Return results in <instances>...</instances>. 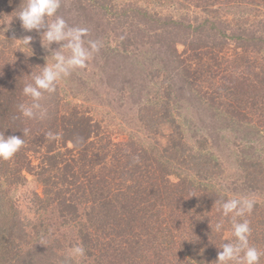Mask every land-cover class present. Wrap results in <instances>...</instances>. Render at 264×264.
Returning a JSON list of instances; mask_svg holds the SVG:
<instances>
[{"label":"trees","instance_id":"1","mask_svg":"<svg viewBox=\"0 0 264 264\" xmlns=\"http://www.w3.org/2000/svg\"><path fill=\"white\" fill-rule=\"evenodd\" d=\"M69 2L72 8L67 6V11H64L62 8L65 0H61L56 15L62 16L70 26L78 22L92 34L91 40L100 43L101 47L94 54L93 60L101 68L100 74L105 75L107 85L119 87L120 91L128 89L136 101L142 100L141 90L148 81L146 75L141 73V78L138 79L136 73L140 65L143 66L140 63L141 46L166 53L176 50V45L184 41V44L193 46L191 55L199 59L193 61L190 58V62H186L183 54L178 53L176 63L179 69L176 73L172 70L171 77H165L163 89L169 93L171 78L178 74L177 84L181 89L191 90L194 85L196 92L205 97L203 100H209L210 95L202 93L195 86V81L198 80L196 74L210 78L216 70L203 71L208 62L201 59L207 55L210 59H219L216 62L226 64L225 67L229 70L226 73L234 74L227 77L229 83H232L231 88L238 91V96L234 98L236 101L233 107L229 106L227 115L231 119L235 118L238 125H251L257 141L259 137L264 138V0ZM24 4L25 0H0V19L11 18L16 24H21L19 18L14 16ZM169 4H173L177 12L179 9H198L194 13L197 15L194 17V25L191 27L188 22L183 25L181 22L170 21L168 18L171 15H166L171 12ZM221 5H234L238 8L236 18L225 21L227 26L233 24L234 27L222 32L225 40H217L216 32L211 46L206 47L207 41L204 38L208 37L210 26L217 30L215 20L220 17L217 9ZM250 11H254L253 32H249L243 25V16ZM41 31L43 29L28 31L32 37L31 50L28 47L27 50H21L20 47L14 50L12 38L0 40V132L25 138L23 146L31 150H27L28 153L24 156L20 148L10 159H0V188L7 185L9 177L16 173L15 167L24 162L27 164V172L35 176L42 187V191L34 192L33 198L29 200L34 216L37 213L44 215L54 204L63 205L60 211L75 212L78 209V232L75 238H64L59 220L54 223L39 220L24 225L13 221L23 220L20 212L16 211L13 219L3 213V219L12 220V223L3 225L5 231H1L0 227V264H216L220 245L234 240L231 216L222 217L217 211L218 205L222 200L241 196L254 198L256 201L252 212L243 219L250 223L249 243L264 251V210L261 208L264 204V167H261L264 162L260 160L264 147L258 146L255 151L250 148L251 152L248 151L247 156L241 157L239 176L230 179L229 186L223 187L216 173H221L224 169L221 168L220 161L206 158L208 154L214 155V152H204L205 148L209 149L202 145L206 138L198 141L200 151H192L190 147L184 148L180 139L176 143L177 139L174 141L175 137L170 133L151 131L148 133L171 144L166 149H162V146L150 149L147 147L148 141L141 140L137 131V137L126 149L119 140L118 133L113 132V126L96 119L95 112L90 107V98L83 96L81 99L69 91L61 83L63 78L58 81L54 93L45 92L39 101L45 112L43 117L39 111L33 118L23 116L18 106L21 103H32L31 98L22 92L25 83L31 80L30 72L38 73L46 61L52 62V57L48 56L50 51L44 52L41 45ZM192 35L195 37L186 41ZM229 39L234 40L232 46H228ZM53 45L59 47L52 43L51 49ZM13 52H17L18 56ZM45 55L48 60L44 59ZM233 61L237 64L231 67ZM258 68L260 71L256 73ZM127 74L132 75L128 80ZM84 82L83 84H88ZM156 96H149L147 103L159 110L161 102L165 103L167 100L159 102ZM166 99H169V95ZM246 112L249 113L248 116L245 115ZM160 113L161 118L170 116L166 106ZM256 113L257 118L252 116ZM175 123L171 125L174 126ZM25 129H28L27 134ZM241 130L242 128L238 129ZM49 132L55 134L54 139L49 138ZM244 139L243 135L241 140ZM222 142L226 144L227 140L217 138L214 141L215 147L220 150ZM178 149L184 156L187 152L184 160L171 156ZM140 162H145V166ZM142 168L149 170L151 175L166 178L165 181L171 186H174L176 180L171 183L168 179H177L175 196H169L167 191L163 193L151 190L148 179L144 181H147L149 187L135 189L141 186L139 180H133L135 176L138 179L142 175ZM17 173H23V168H17ZM129 182L130 185L127 184ZM0 196H4V193L0 192ZM195 203L205 204V219L197 217L202 220H177L178 213L180 215L183 209L197 210ZM142 204H148L150 217L139 226L148 227L150 236L134 241L141 245L135 248L134 253H126L122 249L128 238H117L120 235H115L94 239L95 228L90 224L80 223L81 220L92 219L114 220L116 216H120L119 219L128 216L130 219L140 211ZM1 207L3 208V204ZM10 208L12 209L11 206ZM162 211L176 220H159ZM221 220L223 228L217 232L215 225ZM52 226L55 235L52 229L49 230ZM82 228H85V232ZM157 237H160V241H157ZM77 246L84 248L83 256L73 254V247ZM129 246L130 242L127 243V247ZM260 264H264V255L260 258Z\"/></svg>","mask_w":264,"mask_h":264},{"label":"rangeland","instance_id":"2","mask_svg":"<svg viewBox=\"0 0 264 264\" xmlns=\"http://www.w3.org/2000/svg\"><path fill=\"white\" fill-rule=\"evenodd\" d=\"M69 1L70 0H65L64 7L62 8L64 11H67V6L72 8V5ZM145 1L152 2V0ZM168 7L171 12H169V14H166V12L163 13L166 15H171V17L168 18L170 21L181 22L183 25L188 22L192 27L194 17L197 16L194 15V13L198 11V9H179V12H177L173 4H169ZM217 11L220 14V17H217L215 20L217 24V30L211 29V26L209 27V31L207 33L208 37L206 36V38H204L207 41L205 43L206 47L208 45L209 47L211 46L212 39L216 32L218 34L217 40H225V36H222V32L228 30L227 28L233 29L234 27L233 24L227 26L225 22L226 19L231 21L233 20V17L236 18V15L238 14V8L234 5H221ZM253 13L254 11H250L249 14L243 16L245 20L243 25L248 29L249 32H253L255 28L254 19L252 18ZM10 19L11 18L2 20L0 19V40L12 38V48L14 50L18 47H20L21 50H27L26 46H24L20 40L16 39H22L25 36H30V33L25 31L21 24H18V22L16 24L12 19ZM74 27L82 26L79 25L78 22H75ZM191 37L194 38L195 35L188 36L186 41L190 40ZM85 39L91 40L92 34L88 33ZM227 43L228 46H232L234 44V40L229 39ZM55 48H58V46L53 45V49ZM175 48L177 52L174 50L172 52L160 53L157 51V49L155 50L141 46L140 50L142 51V56L140 57L142 58L140 59V63H143V66L141 64L136 70V73L139 76L138 79L141 78V73L144 76L146 75L148 82L146 87L141 90L142 100L140 101H136L133 95L128 92V89L120 91L119 87L107 85L108 83L106 82V77L105 75L100 74L101 68H99L98 64L94 61V57L84 68H77L73 70L69 76L64 77L61 83L65 88H69V91L74 92L79 98L83 99V96L90 98V107L95 112L94 116L97 117L96 119L100 120L105 125L110 127L113 126V132L118 133V138L123 143V145H125L124 148L126 149L129 148L131 141L137 137V131L139 132L138 136L141 140L148 141L147 147L150 149L155 146L157 148L162 146V149H166L165 147L171 144L167 143L165 140L159 139V137L155 135L148 133L151 131L154 132L160 130V132L165 131V133H170L175 137L174 141L177 139L176 143H178L180 139L183 147L186 149L190 147L192 151H200V145L198 144V141L202 140V138H206V141L203 142L202 145H205L209 149L205 148L204 152H214V155L217 156L215 157L214 155L208 154L206 158L209 160L215 159L220 161L219 164L224 170L221 173L220 171H217L216 174L219 177V180H221L223 187L229 186V180L238 177L240 174L239 170H241V167L239 164L240 160L242 159L241 157L247 156L248 151H255L256 148L258 150V146L259 148L264 147V138L259 137V140L257 141L256 135L251 129V125H238V122L235 120V118L231 119L227 115V112L230 109L229 106L233 107V104L236 101H234V98L235 96H238V91L231 88L232 83H229V78L227 77V75L234 74H227L226 72H229V70L225 67L226 64L224 62H216V60L219 59H210L208 55L201 59L208 62V66L203 68V71L216 70L215 74L210 78L196 74L198 80L195 81V86L198 90H201L202 93L208 96L210 95L209 100H203L205 97L196 92L194 85L191 86V90L186 88L181 89L179 84H177L179 83L178 74H176L177 76L171 78L172 85L169 86L170 92L167 93L163 89L162 86H165L166 84L164 83L166 82L165 77H171V71L174 70L176 73V70L179 69V66L176 63V60L179 58V54H183L182 56L185 57L186 62H190V58L193 61L199 59L197 56L191 55L193 53V50L191 49L193 46H188L187 43L184 44V41H182L180 44H177ZM43 50L44 52L49 51L45 48ZM13 53H15V56H18L16 54L17 52ZM44 59L48 60L47 55H45ZM18 61L19 60H17V63ZM236 64L237 62L233 61L230 66L234 67ZM202 70H200V72H203ZM259 71L260 70L258 68L256 73ZM130 77H132V75L127 74L126 80H128ZM84 81H86L88 84H83ZM152 94H155V96L157 94L158 97L156 96V98H159V102L167 100L165 103L161 102L159 110H157V107H153L152 104L147 103L148 97ZM168 95L169 99H166L168 98ZM195 95L199 98L195 99L197 98ZM165 106L170 111V116L161 118L160 111L162 108H165ZM245 115L248 116L249 113L246 112ZM257 115V113L252 114V116L256 118ZM172 121H176V123ZM171 123H175V125L172 126ZM239 128H242V130L238 131ZM243 135L245 139L241 140ZM217 138L222 141L225 139L227 140L226 144L223 142L221 143L223 147L221 146L220 150L218 147H215L214 141H216ZM22 139L24 140L25 138ZM21 148L22 154L24 156L28 153L27 150L31 151L29 147L26 146H22ZM250 148L251 151L249 150ZM174 152L175 153L171 156L175 158L180 157L183 159V157L187 156V152L184 156L180 149H178L177 152L174 150ZM261 159L264 162V153L260 156V160ZM245 160L251 161L250 159ZM253 161H255V159H253ZM140 163L142 166H145V162ZM26 166L27 164L24 162L21 163V165L16 166V173L14 172L13 175L11 174L12 176L9 177V182L7 180V185H4L2 188H0V192H3L5 196V198L4 196H0L1 231L6 230H3L4 224L12 223V220L3 219V213H5L9 219H13L15 217L16 211H18L20 212L19 215L23 220H13L15 223L19 221L24 225H30L32 222L39 220H45L47 221L46 223H54L55 220H59L61 224L60 230H62L64 238H75V235L78 232L79 219L77 217H79L80 210L76 209L75 212L60 211V209L63 208V205L56 206V204H54L49 207L48 211H46L44 215L37 213L34 216L33 211L30 210L29 200L33 198L34 192H41L42 187L37 178L27 172ZM261 167H264V164ZM17 168H23V173H17ZM168 172H170V170H168ZM31 173L33 172L31 171ZM149 173V170L142 168V175L138 179L135 176V179L133 180L135 182L136 180H139L141 184L140 187L135 189L140 188L139 190H141L144 186L149 187L147 181H144L148 179V181L151 183V190H158L159 192L162 191L163 193L167 191L169 196H175V191H177V179L170 180L167 176L168 181L171 183H174L176 180L174 186H171L170 183L165 181L166 178H159L158 176L154 174L151 175ZM127 184L130 185V182ZM259 198H262V196ZM6 199H8L7 201L11 203H7ZM2 204L3 208L1 207ZM176 206L177 205H175V207ZM195 208H197V210L190 211L183 209L180 215L178 213L177 220L179 218H181V220L184 218H189V220H202L200 219L202 217L205 219L204 215L207 216V214H205V204L202 205L195 203ZM261 208L264 210V204L261 206ZM139 209L140 211L130 219L128 216L121 217L122 219L118 218L120 216H116L114 217V220L92 219L81 220L80 223H87L93 226V229L95 228V230H93L94 239H100V236L114 237L115 235H120L117 238H128L122 249L126 253H134L135 248L141 246L140 243H135L134 241H138L139 238L144 239L146 236H150V230L148 227L143 225L139 226L144 221L149 220L150 211H147L148 204H142ZM193 212H196V214ZM159 220L176 219L172 216H168L165 211H162ZM51 229L53 230V235H55L54 227L52 226V228L49 230L51 231ZM60 230L59 232H61ZM81 230L85 232V228H82ZM158 240L160 241V237H157V241ZM128 242H130L129 247H127ZM74 248L75 247H73V249Z\"/></svg>","mask_w":264,"mask_h":264},{"label":"clouds","instance_id":"3","mask_svg":"<svg viewBox=\"0 0 264 264\" xmlns=\"http://www.w3.org/2000/svg\"><path fill=\"white\" fill-rule=\"evenodd\" d=\"M60 4L61 0H25L24 6L14 16L19 18L22 28L26 31L43 29L40 32V42L42 47L50 51L48 56L52 57V62L48 63L45 60L38 73L30 72L31 80L26 82L22 89L23 95L30 97L32 103H21L18 107L22 115L28 118L36 116L38 111L43 117L45 112L39 101L44 93H54L58 81L69 76L73 70L84 68L101 47L98 41L85 39L88 35L87 28L70 26L62 16L56 15ZM53 17L54 19L46 20ZM16 40H20L31 50L29 47L32 41L31 36ZM54 42L59 47L51 49L50 46ZM24 132L27 134L28 129ZM48 136L50 139L55 138V134L51 132ZM24 143L21 136L5 135L0 132V159H10ZM255 203L254 198L244 196L232 197L219 203L217 211L222 217L231 216V232L234 240L220 245L216 264H260L264 251L249 243L250 223L247 219H243L252 212ZM222 228L223 220L215 225L217 232ZM73 254L83 256L85 250L77 246L73 249Z\"/></svg>","mask_w":264,"mask_h":264}]
</instances>
